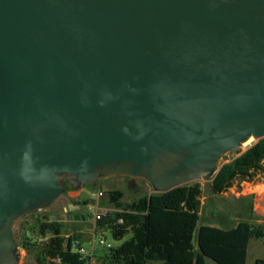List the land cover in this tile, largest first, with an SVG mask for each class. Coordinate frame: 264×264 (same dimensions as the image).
<instances>
[{
  "label": "water",
  "instance_id": "obj_1",
  "mask_svg": "<svg viewBox=\"0 0 264 264\" xmlns=\"http://www.w3.org/2000/svg\"><path fill=\"white\" fill-rule=\"evenodd\" d=\"M251 138L264 0H0V264L20 262L16 221L69 187L129 177L168 193Z\"/></svg>",
  "mask_w": 264,
  "mask_h": 264
},
{
  "label": "trees",
  "instance_id": "obj_2",
  "mask_svg": "<svg viewBox=\"0 0 264 264\" xmlns=\"http://www.w3.org/2000/svg\"><path fill=\"white\" fill-rule=\"evenodd\" d=\"M257 173H264V139L223 165L212 179L210 192L213 196L222 195L237 181H252ZM202 195L199 182L168 193L146 194L127 204L122 202V193L108 192V205L118 212L98 222L97 227L108 228L116 240H122L129 233L132 237L121 246L106 251L99 258L102 264H150L155 261L205 264L207 258L216 264H246L249 242L251 239L264 240V227L241 221L231 229V213L216 209L212 204L202 205ZM240 201L245 203L254 220V197ZM239 216L243 218V211ZM214 222L221 227H213ZM38 225L40 236L50 235L48 242L37 246L31 245L29 240L22 247L25 250L37 248L39 264H53L52 260L58 257L63 264H79L71 241L81 239L80 235L64 238L65 222L39 220ZM255 264H264V259Z\"/></svg>",
  "mask_w": 264,
  "mask_h": 264
},
{
  "label": "rangeland",
  "instance_id": "obj_3",
  "mask_svg": "<svg viewBox=\"0 0 264 264\" xmlns=\"http://www.w3.org/2000/svg\"><path fill=\"white\" fill-rule=\"evenodd\" d=\"M257 141L253 140L246 147H242L236 152L228 153L222 160V165L232 162L235 158L240 156L242 153L247 151L252 147ZM264 180V173L255 174L252 181L262 182ZM251 182V181H248ZM199 183L203 188L202 202L203 205L212 204L216 209H226L228 212L234 211L235 214H240L244 209L248 210L245 203L240 201L239 197L236 196L237 191L232 192L231 189L226 193L213 196L210 192V186L212 179L209 180H200ZM235 190L240 189V183L237 181L234 184ZM70 190L72 189L69 187ZM82 189V188H81ZM103 191L105 196L102 198H93V194H98L99 191ZM105 189V190H103ZM70 190L61 196L53 205L49 206L44 211L21 217L18 219L14 225V237L17 242L19 251H20V262L19 264H39L37 262L38 249L31 247L29 250H25L22 247L24 242H30L31 245L42 246L43 243H39L40 240L44 237L39 234V225L38 221H47L52 220L53 218L64 217L65 219V230L63 234L65 236L71 235H80L81 240L84 245L89 249L94 240L95 255H104L106 251L111 248H117L121 246L124 242L131 239L132 234H127L122 240H116L112 232L108 228L97 227L94 231H89L86 228V224L82 222H75L72 220V216L75 212L83 208V212H88L86 203H91L95 201L96 206L105 205L114 212L115 208L108 205L107 193L111 191H118L123 194L122 202L127 204L131 203L135 199L143 197L153 193V189L150 184H148L143 179H137V182L130 186L128 177H115L101 181L100 186L95 188L91 185L83 187V192L79 198H74L70 195ZM67 205V206H65ZM78 207L79 210L76 208ZM89 213V212H88ZM47 237H50L48 235ZM104 242V245L101 242ZM46 244V243H45ZM252 249L250 252L249 264H254L255 259L264 258V247L262 246L261 241L254 240L252 243ZM211 264H214L211 262Z\"/></svg>",
  "mask_w": 264,
  "mask_h": 264
},
{
  "label": "crops",
  "instance_id": "obj_4",
  "mask_svg": "<svg viewBox=\"0 0 264 264\" xmlns=\"http://www.w3.org/2000/svg\"><path fill=\"white\" fill-rule=\"evenodd\" d=\"M239 183H240V189L239 190H235L236 188H235V186H233L231 188V191L232 192L237 191L236 196L239 197V199L247 198L249 196H253L254 197L253 215H254L255 219L251 220L252 213L249 210H246V209L243 210V218L242 219L239 216V214H235L234 211H231V229L235 228L241 221H248L250 223H254L256 225L264 227V180L262 182L243 181V182H239ZM103 190H105V189H103ZM100 191H101V189H100ZM82 192H83V188L79 189V190L71 189L70 190V195L72 197H74V198H79L81 196ZM152 194H154V192L151 193V194H148V195H152ZM201 201H202V199H201ZM202 205H203V202H202ZM102 206H105V205H102ZM76 209L79 210L78 207ZM79 213L80 212L77 211L73 215H76V214H79ZM212 226L213 227H217V228L221 227L219 225V223H216V222H214L212 224ZM63 237L66 238L68 236H65L63 234ZM254 240H257V239H251V241L249 242V245H248V248H247L246 264H249L250 252H251L252 245H253L252 243H253ZM259 241H261L262 246L264 247V240H259ZM196 244H197V242H196ZM100 257H102V255H99L97 258L99 259ZM262 259H264V258L255 259L254 264L256 263V261L262 260ZM211 262L216 264L213 260L208 259V258L206 259V263L205 264H211ZM150 264H162V262L155 261V262H152Z\"/></svg>",
  "mask_w": 264,
  "mask_h": 264
},
{
  "label": "built area",
  "instance_id": "obj_5",
  "mask_svg": "<svg viewBox=\"0 0 264 264\" xmlns=\"http://www.w3.org/2000/svg\"><path fill=\"white\" fill-rule=\"evenodd\" d=\"M103 196H104V192L102 191H99L98 194L92 195L93 198H102ZM87 209L89 213L88 212H85V213H88L91 216V222L94 224V228L89 231H93V230L95 231L98 222H101L102 220L110 216L112 213H114V211L108 208L107 206H96L95 201H92L91 203H89L87 205ZM115 212H118V211L116 210ZM72 237L73 235L66 237V239L72 238ZM49 239L50 237L42 238L39 243L45 244L48 242ZM101 244L104 245V242L102 241ZM71 248L79 256V264H102V261L98 259L95 255V250L97 248L95 247L94 240L91 244V248L88 249L84 245L81 239L75 238L71 241ZM52 263L53 264H63L62 259L59 257L53 259Z\"/></svg>",
  "mask_w": 264,
  "mask_h": 264
},
{
  "label": "flooded vegetation",
  "instance_id": "obj_6",
  "mask_svg": "<svg viewBox=\"0 0 264 264\" xmlns=\"http://www.w3.org/2000/svg\"><path fill=\"white\" fill-rule=\"evenodd\" d=\"M129 178V177H128ZM137 182V179L136 180H133L132 178H129V184L130 186L134 185L135 183ZM68 192V191H67ZM67 206V205H65ZM80 213H85L83 212V208L79 210Z\"/></svg>",
  "mask_w": 264,
  "mask_h": 264
},
{
  "label": "bare ground",
  "instance_id": "obj_7",
  "mask_svg": "<svg viewBox=\"0 0 264 264\" xmlns=\"http://www.w3.org/2000/svg\"><path fill=\"white\" fill-rule=\"evenodd\" d=\"M253 140H254V139L251 138L249 141H247L246 143H244L242 147H246V146H248V145L250 144V142H252Z\"/></svg>",
  "mask_w": 264,
  "mask_h": 264
}]
</instances>
